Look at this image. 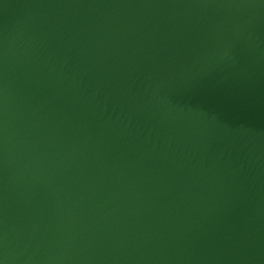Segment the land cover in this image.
Here are the masks:
<instances>
[{
  "label": "water",
  "instance_id": "obj_1",
  "mask_svg": "<svg viewBox=\"0 0 264 264\" xmlns=\"http://www.w3.org/2000/svg\"><path fill=\"white\" fill-rule=\"evenodd\" d=\"M0 264H264V0H0Z\"/></svg>",
  "mask_w": 264,
  "mask_h": 264
}]
</instances>
